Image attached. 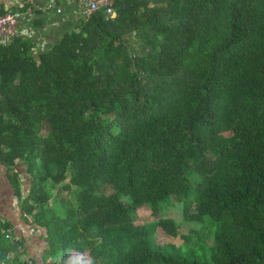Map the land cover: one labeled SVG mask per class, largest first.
<instances>
[{
    "label": "trees",
    "instance_id": "1",
    "mask_svg": "<svg viewBox=\"0 0 264 264\" xmlns=\"http://www.w3.org/2000/svg\"><path fill=\"white\" fill-rule=\"evenodd\" d=\"M114 8L46 51L0 45V165L42 260L264 264V0ZM174 204L192 230L171 253ZM1 217L0 264H37Z\"/></svg>",
    "mask_w": 264,
    "mask_h": 264
},
{
    "label": "rangeland",
    "instance_id": "2",
    "mask_svg": "<svg viewBox=\"0 0 264 264\" xmlns=\"http://www.w3.org/2000/svg\"><path fill=\"white\" fill-rule=\"evenodd\" d=\"M46 132H47V130L45 129L43 131V134L45 135ZM19 168H18V171H20V172L24 171V170H21V167H19ZM4 172H5V169L0 165V211L2 212L4 218H7L12 222H13V220L21 221L22 220L21 216H20L21 212H20V208L18 207L19 199H17L13 195L14 190L12 189L6 175L4 174ZM21 175L23 177V180H22L23 192L26 194L28 192L30 185H29V182L27 180V177L23 173ZM182 211L183 210L180 207V205L174 204L172 208L166 209L165 213L163 215L161 214V216H163L165 218H174L175 220H177V222H179L181 224V227L179 230V235L177 237H172L163 228H159L157 235H155V237L153 239L154 242H158L159 245H161V246H164V247L168 246L170 248L169 252H171V253H173L172 252V246L181 247L185 242V240L183 239V236H186V235L188 236V234L192 230V225L187 224L185 222V220L183 218ZM137 214H138V220L136 223L138 225H143V224H146L150 221V217L152 216V210L148 207L143 208V209L138 210ZM28 219H29V224H26L25 221H21V224L24 226V230H23L24 234H26V236H28L30 240L31 239H35V240L41 239L42 237L40 234L43 233V231L41 230L39 232L37 230V231L33 232L31 230L32 229L31 228L32 218H28ZM195 229L197 231H200V228L197 225H195ZM41 244H42V246H41ZM31 246H33L34 250L38 251V254H39L40 249L43 248L42 239H41V242L38 244H33V242H31ZM42 251H43V249H42ZM42 258L44 259L45 257L42 256ZM82 258H83V255H77V254L72 253L68 256V258L65 259V264H75L77 260H80ZM37 259L38 260L35 259V261H37V264H41L38 257H37ZM58 260L53 258L52 262H50L49 264H56Z\"/></svg>",
    "mask_w": 264,
    "mask_h": 264
},
{
    "label": "crops",
    "instance_id": "3",
    "mask_svg": "<svg viewBox=\"0 0 264 264\" xmlns=\"http://www.w3.org/2000/svg\"><path fill=\"white\" fill-rule=\"evenodd\" d=\"M25 1L26 0H0V16L4 15L5 13H9L11 11H15L17 7L23 5ZM51 1L52 0H36L37 5L41 7H46L47 5L50 4ZM57 5L58 8L55 11H51L49 13H42L37 16L38 22L35 24H37L38 29H35V32L31 37L36 44L37 50L46 51L51 49L55 44H57V42H59L60 39H62L63 36L70 33L79 23L77 18L73 14L71 5L69 4V2H67V0L59 1ZM0 213L2 214L1 211ZM1 218H4L3 214ZM21 219H22L21 221H25L22 218V216ZM21 221L13 220V222L12 221L11 222L14 225L13 226L14 233H16V235L19 237H24L27 239L28 256H31L35 259H37L38 257L41 264L43 263L46 264L47 262L50 263V261H47L45 263L42 260V255L45 250L44 248H46V246L40 249L39 254L38 251H35L33 246H31V242H33V244H38L41 242L42 238L39 240L38 239L30 240L29 237L26 236V234H24L23 232L24 226L21 224ZM26 224H29V221L26 222ZM31 228L32 231H37V228L34 225H32V223H31ZM38 231L40 232L41 230ZM40 235L42 237L43 233H41Z\"/></svg>",
    "mask_w": 264,
    "mask_h": 264
},
{
    "label": "built area",
    "instance_id": "4",
    "mask_svg": "<svg viewBox=\"0 0 264 264\" xmlns=\"http://www.w3.org/2000/svg\"><path fill=\"white\" fill-rule=\"evenodd\" d=\"M52 0L46 7L37 5L36 0H26L15 11L0 16V45L8 46L16 38L32 39L35 30L33 22L39 14L55 11L58 2ZM78 22H87L94 14L104 13L116 17V0H67ZM32 223V222H31ZM34 232V231H33Z\"/></svg>",
    "mask_w": 264,
    "mask_h": 264
}]
</instances>
